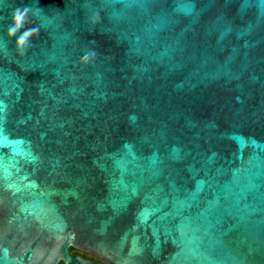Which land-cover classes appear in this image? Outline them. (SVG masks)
<instances>
[{
  "label": "water",
  "instance_id": "water-1",
  "mask_svg": "<svg viewBox=\"0 0 264 264\" xmlns=\"http://www.w3.org/2000/svg\"><path fill=\"white\" fill-rule=\"evenodd\" d=\"M59 263L264 264V0H0V264Z\"/></svg>",
  "mask_w": 264,
  "mask_h": 264
},
{
  "label": "clouds",
  "instance_id": "clouds-1",
  "mask_svg": "<svg viewBox=\"0 0 264 264\" xmlns=\"http://www.w3.org/2000/svg\"><path fill=\"white\" fill-rule=\"evenodd\" d=\"M25 17H26V14H24L22 18H21L19 13L14 15V27L12 29H10V31H9L10 37L14 36L16 31L19 30L20 27H22L24 20H25ZM24 42L25 41L22 39V40L18 41V45L20 47H23Z\"/></svg>",
  "mask_w": 264,
  "mask_h": 264
},
{
  "label": "trees",
  "instance_id": "trees-1",
  "mask_svg": "<svg viewBox=\"0 0 264 264\" xmlns=\"http://www.w3.org/2000/svg\"><path fill=\"white\" fill-rule=\"evenodd\" d=\"M70 252H71L72 255H81L82 257H87V256L82 255V254H80L79 252H77V251H75L73 249H70ZM90 260L93 261V262H96V260L93 259V258H90ZM59 264H63V263H59Z\"/></svg>",
  "mask_w": 264,
  "mask_h": 264
},
{
  "label": "flooded vegetation",
  "instance_id": "flooded-vegetation-1",
  "mask_svg": "<svg viewBox=\"0 0 264 264\" xmlns=\"http://www.w3.org/2000/svg\"><path fill=\"white\" fill-rule=\"evenodd\" d=\"M80 254L87 256V257H84L85 259H89V260H90V258H93V257H91V256H89V255H87V254H83V253H80ZM93 259H94V258H93ZM95 260H96V259H95ZM96 262H98V261L96 260Z\"/></svg>",
  "mask_w": 264,
  "mask_h": 264
},
{
  "label": "snow or ice",
  "instance_id": "snow-or-ice-1",
  "mask_svg": "<svg viewBox=\"0 0 264 264\" xmlns=\"http://www.w3.org/2000/svg\"><path fill=\"white\" fill-rule=\"evenodd\" d=\"M20 14V16H21V18L23 17V13L21 12V13H19ZM10 29H12V28H10Z\"/></svg>",
  "mask_w": 264,
  "mask_h": 264
}]
</instances>
